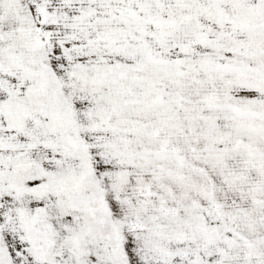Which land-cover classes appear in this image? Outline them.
Returning a JSON list of instances; mask_svg holds the SVG:
<instances>
[{"label":"snow or ice","instance_id":"6c2138e0","mask_svg":"<svg viewBox=\"0 0 264 264\" xmlns=\"http://www.w3.org/2000/svg\"><path fill=\"white\" fill-rule=\"evenodd\" d=\"M0 264H264V0H0Z\"/></svg>","mask_w":264,"mask_h":264}]
</instances>
